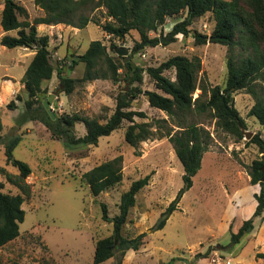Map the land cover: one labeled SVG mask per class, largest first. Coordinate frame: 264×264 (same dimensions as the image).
I'll list each match as a JSON object with an SVG mask.
<instances>
[{
    "label": "rangeland",
    "instance_id": "1",
    "mask_svg": "<svg viewBox=\"0 0 264 264\" xmlns=\"http://www.w3.org/2000/svg\"><path fill=\"white\" fill-rule=\"evenodd\" d=\"M16 1L28 11L29 21L44 16V11L34 0ZM0 3L4 4V0H0ZM3 4H0V41L4 35L17 36L16 31L3 34ZM104 12H96L95 17H100L104 22ZM185 17L186 13L178 18L167 19L165 25L150 36L168 37L175 25ZM20 20L23 18L20 17ZM214 26L213 14L208 13L196 19L190 30L209 36ZM38 30L41 35L50 36L54 66L59 68L63 64L65 76L73 79L83 78L85 64L72 67V59L86 53L92 42L102 41L108 47L110 56L118 57L117 49L125 46L133 53L135 44L140 40L135 31L123 40L113 38L94 24L82 30L74 28L68 31L69 26L63 24L56 25L55 29L39 26ZM192 34L189 37L179 34L175 41L172 38L168 44L133 53L130 62L145 70L142 85L125 82L121 71L118 83L110 79L80 83L73 94L66 95L61 93L55 73L45 85L47 96L59 90L51 105L53 113L58 116L79 114L98 118L105 123L114 114L117 98L121 94L130 95L133 89L140 88L142 92L154 91L163 95L147 75V69L157 68L175 56L198 58L201 61L194 99L200 96L203 86L207 91L215 86L224 88L229 55L232 53L241 60L251 52L241 46L230 52L228 47L219 44L198 45ZM34 54V51L23 47L8 49L0 42L2 135L5 141L21 137L14 158L26 162L32 169V175L27 180L32 186V197L22 206L26 216L20 224V237L1 250L2 264H94L96 242L113 233L112 224L103 221L101 204L107 206L110 217H115L119 214L122 195L133 182L147 176H151L149 185L137 195L136 205L131 209L123 229L124 236L129 238L145 234L144 245L138 251H128L123 258L118 254L103 264H119L121 260L123 264H164L173 258H180L176 264H186L184 261H193L196 254L209 249H212V253L208 259H204L203 264L264 262V217L262 224L255 222L258 231H253L239 244L228 248L230 228L233 233H237L243 222L253 216L256 209L255 195L260 189L259 185H251L248 169L262 154L256 145L248 143L250 140L245 133H252L253 137L260 133L264 139V126L249 116L256 102L251 94L240 91L234 96L235 106L247 124L243 140H237L219 129L211 112H178L171 117L152 108L142 94L133 100L129 110L146 114V119L136 117L135 122L151 126L154 132L151 139L140 143L137 148L131 147L125 141V132L130 123L124 121L119 130L109 137H102L97 146L69 149L61 141L53 140L40 121L21 120L28 99L23 91L22 79ZM104 68L107 70V66ZM165 76L172 81L176 79L174 70L165 72ZM255 90L264 99V80L255 83ZM17 96H21V101L17 100ZM12 101L17 105L13 111L7 108ZM42 112L40 110L38 113ZM191 124L209 131L212 143L203 157L200 172L193 179V187L183 196L178 210L170 217L165 228L155 231L162 213L184 187L183 166L168 134L173 135L181 129L180 126ZM75 134L77 137L86 134L84 124H76ZM119 156L123 158L122 183L98 197L93 196L89 187L81 182L82 175ZM0 166L18 174L16 168L7 165L5 147L1 144ZM0 192L11 195L19 193L1 175ZM239 253H243V257L238 262L234 257Z\"/></svg>",
    "mask_w": 264,
    "mask_h": 264
},
{
    "label": "trees",
    "instance_id": "2",
    "mask_svg": "<svg viewBox=\"0 0 264 264\" xmlns=\"http://www.w3.org/2000/svg\"><path fill=\"white\" fill-rule=\"evenodd\" d=\"M35 4L44 11V16L29 21L26 8L16 0H4L1 27L5 33L17 32V36L4 35L1 45L8 49L23 47L35 52L34 57L22 79L23 91L27 94L26 112L21 120H38L51 133L53 140L61 141L65 147L75 149L80 147L97 146L102 137H109L122 127L124 121L130 123L125 132V141L133 148L153 137V131L148 123H136L135 118L146 119V114L129 110L133 100L144 95L152 108L158 109L173 117L178 112L199 113L211 112L217 120V126L223 132L243 140L247 124L235 106V94L247 91L256 102L249 112L264 126V99L257 95L255 83L264 80V0H34ZM98 11L103 13V20L95 17ZM186 13L182 22L175 25L171 33L173 41L179 34L189 37L193 32L190 27L196 19L208 13L213 14L215 26L209 36L197 31L192 34L198 45L214 43L229 48L230 52L241 46L251 54L238 60L231 53L227 60V81L224 88L215 86L209 91L203 86L201 94L194 99L198 90V74L201 61L198 58L189 59L185 56H175L162 63L157 68H148L147 75L154 82L156 88L163 93L154 91L142 92L140 88L132 93L121 94L117 98L114 114L102 123L98 118L83 117L79 114L58 116L55 120L45 111L44 99H48L46 84L54 74L59 79L61 93L71 95L80 83L95 80H121V71L125 82L131 85H142L144 82L143 68L135 67L131 62L124 63L123 57L110 56L108 47L102 41H94L80 60L75 58L71 66L85 64L82 79L65 76L63 64L56 68L52 63L50 51V36L41 35L40 25H67L76 29H85L90 24L100 27L106 35L123 40L131 32L139 34L140 40L135 44L133 53L136 54L146 48H155L161 44L158 37H152L164 26L167 19L178 18ZM20 17L23 20H20ZM107 66V70L104 68ZM175 71L176 79L172 81L165 76L167 71ZM206 98V99H204ZM21 101V96H17ZM38 108H35L36 106ZM11 111L17 108L16 102L7 105ZM42 110V114L38 112ZM84 124L86 134L77 137L76 124ZM175 134H168L176 155L184 170V187L179 191L175 200L162 213L155 226V231L165 228L170 217L178 210L183 196L193 187V179L202 168V161L208 151L212 136L209 131L194 124L179 127ZM4 126L0 108V144L5 147L6 163L18 170V174L11 173L6 167L0 166V175L18 190L17 195L0 192V252L10 243L20 237V224L25 221L26 213L23 204L32 197V186L27 182L32 175V169L26 162L14 158V151L21 142L16 136L8 141L2 135ZM256 145L262 156L255 159L249 166L250 183L259 185L260 192L255 195L257 202L253 216L244 221L237 233L230 228L231 241L228 248L239 244L241 240L251 234L255 228V220L264 215V139L257 133L249 142ZM123 158L121 156L96 166L81 177V182L87 185L93 196L98 197L108 190L120 185L123 181ZM151 176L132 183L130 189L121 197L119 214L110 217L108 208L101 204L103 221L112 224L111 236L99 239L95 245L94 264H103L115 258L118 254L125 257L128 251H138L144 245L145 234L135 238L125 237L124 226L128 222L130 211L135 207L137 195L149 185ZM212 253L209 249L205 253L195 255L193 261L186 264H198L208 259ZM180 258H173L168 263L176 264ZM0 264L2 257L0 255ZM119 264H123L122 260Z\"/></svg>",
    "mask_w": 264,
    "mask_h": 264
},
{
    "label": "water",
    "instance_id": "3",
    "mask_svg": "<svg viewBox=\"0 0 264 264\" xmlns=\"http://www.w3.org/2000/svg\"><path fill=\"white\" fill-rule=\"evenodd\" d=\"M160 41H161V44H166V43L168 44V43H170L172 41V35L169 34L168 37L161 38ZM116 53H117L118 56L124 58V63L130 62L131 59H133V57H134V54L131 53L129 51V49L127 47H125V46H121L119 49H117ZM75 60L79 61L80 57H77ZM58 93H59V90L55 91L54 94L50 95L48 97V99L45 100L44 103H43L45 111L49 114V116L52 117L53 120H55L56 116H55V114L52 111L51 105L54 102V100H55V98H56ZM245 134H246V138L248 140H251V138L253 137L252 133H245Z\"/></svg>",
    "mask_w": 264,
    "mask_h": 264
},
{
    "label": "crops",
    "instance_id": "4",
    "mask_svg": "<svg viewBox=\"0 0 264 264\" xmlns=\"http://www.w3.org/2000/svg\"><path fill=\"white\" fill-rule=\"evenodd\" d=\"M0 4H3V3H0ZM3 8H4V4H3ZM2 11H3V9H2ZM2 18V17H1ZM41 27H47V25H40ZM49 28L51 27V28H54L55 29V26H48ZM48 29V28H47ZM71 29H74L73 27L72 28H70V26H69V30L68 31H71ZM3 34H7V33H5L4 31H3ZM260 192V189L258 190V192H257V194ZM256 201V200H255ZM256 205H257V202H256ZM263 217H264V215L262 216V217H260V218H257L256 219V221L255 222H257V221H259L260 223L262 222V219H263ZM262 224V223H261ZM254 231H258V225H255V228H254ZM253 233V232H252ZM250 235V234H249ZM249 237V236H248ZM252 250H253V248H252ZM234 254V253H233ZM236 254V253H235ZM242 257H243V253H239L238 255H235V257H234V260H236V261H241V259H242ZM204 261L205 260H201V261H199L198 262V264H203L204 263ZM257 264V263H256ZM260 264V263H259ZM261 264H264V262L263 263H261Z\"/></svg>",
    "mask_w": 264,
    "mask_h": 264
}]
</instances>
